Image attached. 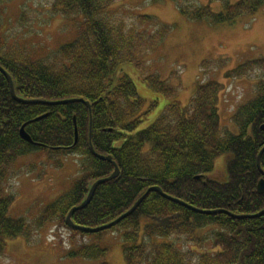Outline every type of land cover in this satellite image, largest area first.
Here are the masks:
<instances>
[{"label": "trees", "instance_id": "obj_1", "mask_svg": "<svg viewBox=\"0 0 264 264\" xmlns=\"http://www.w3.org/2000/svg\"><path fill=\"white\" fill-rule=\"evenodd\" d=\"M120 1L52 0L49 17L58 16L70 24L74 37L43 54L30 44L0 36V66L11 76L15 94L39 100L17 101L0 71V256L9 239H29L34 229L55 222L82 236L120 230L126 264H264V214L234 216L264 208V192L256 190L262 176L256 158L264 146L260 127L264 124V75L255 86V96L232 112L230 119L238 133L231 132L221 125L218 112L223 84L211 78L196 80L189 103L182 105L175 99L176 86L151 72L147 64L148 54L172 25L150 14L127 21L120 15ZM220 2L222 9L217 12L196 1L178 7L189 20L213 24L233 23L264 7V0ZM20 17L25 18L22 13ZM226 61L206 59L200 68H221ZM124 64L134 65L147 87L171 99L148 125H143L148 114L145 99L138 95L131 77L121 72ZM262 68L264 57L250 59L226 70L225 77H246ZM73 98L84 101L53 103ZM24 123L32 143L19 134ZM36 149L47 150L50 157L79 155L80 174L68 191L28 222L8 214L14 196L5 187L16 159ZM219 156H224L220 176L214 173ZM115 164L118 175L97 185L90 202L73 212L75 224L95 228L113 221L150 186L179 201L153 190L109 228L90 232L69 227L65 221L69 210L86 198L94 181L109 176ZM56 165H61L60 159ZM260 166L264 170V151ZM189 205L228 213H202ZM70 255L107 264V248L97 243H81Z\"/></svg>", "mask_w": 264, "mask_h": 264}, {"label": "rangeland", "instance_id": "obj_2", "mask_svg": "<svg viewBox=\"0 0 264 264\" xmlns=\"http://www.w3.org/2000/svg\"><path fill=\"white\" fill-rule=\"evenodd\" d=\"M192 1L209 4L216 12L222 9L220 0H121L118 3L122 4L120 15L127 21L135 15L150 14L172 25L171 32L148 54L150 71L176 86L178 94L175 99L182 105L189 103L196 80L211 78L222 83L218 106L220 122L224 128L238 133L230 119L233 109L255 96V86L263 77L264 68L239 78H227L225 72L246 60L264 57V7L254 15L240 17L233 23L213 24L189 20L184 16L178 5ZM236 1L229 0L230 3ZM51 2L0 0V36L12 42L20 40L22 44H30L39 50V54L71 40L74 35L70 24L66 25L58 16L49 17ZM21 13L25 17L23 21ZM22 33L24 36L20 37ZM206 59L227 61L221 68H200ZM121 69L134 81L138 95L145 99L144 109L148 114L143 125L150 124L171 99L147 87L134 65L124 64ZM153 101L157 104L150 108ZM49 153L45 149H36L31 154L18 157L13 163L14 174L5 187L6 192L14 196L8 211L10 216L24 217L32 222L43 206L68 191L80 174L79 155L61 153L50 157ZM59 159L60 166L56 165ZM223 165L224 156L217 157L214 173L220 176ZM154 240L162 242L166 239ZM81 243H97L107 248V264H126L120 230L82 236L55 222L34 229L29 239L24 236L9 239L4 254L0 256V264H100V260L70 255Z\"/></svg>", "mask_w": 264, "mask_h": 264}, {"label": "water", "instance_id": "obj_3", "mask_svg": "<svg viewBox=\"0 0 264 264\" xmlns=\"http://www.w3.org/2000/svg\"><path fill=\"white\" fill-rule=\"evenodd\" d=\"M0 71L7 77L8 79V82H9V86H10V91H11V94L12 96L17 100V101H39V100H25V99H22L20 97H18L16 94H15V90H14V85H13V81L11 79V76L8 74V72L2 67L0 66ZM73 100H79V101H84L82 98L80 99H76V98H73V99H69V100H62V101H56V102H53V103H61V102H65V101H73ZM85 104L90 107V104L88 101H85ZM46 114H43V115H40L36 118H34L33 120H37V119H40L42 118L43 116H45ZM75 119V117H74ZM27 123V122H26ZM22 124V126L20 127L19 129V134L21 136L22 139L26 140L27 142H30L32 143V139L31 137L29 136V134L26 132L25 130V124ZM261 128H264V125H261ZM74 134H75V142L77 140V137H78V132H77V128L75 126L74 128ZM90 134H91V129H90ZM264 151V146L260 149V151L258 152V155H257V158H256V163H257V167L259 169V171L261 172L262 176L264 177V170L261 168L260 166V156L262 154V152ZM100 159H106V160H111V157L110 156H103V155H97ZM119 173V170H118V167L116 166V164L114 165V170L113 172L109 175V176H106V177H102V178H99L97 179L96 181H94L89 189V192L86 196V198L77 206H73L69 212L67 213L66 215V224L69 226V227H74V228H78V229H82V230H86V231H90V232H95V231H99V230H103V229H106V228H109L111 227L112 225L116 224L119 220H121L122 218L126 217L127 215H129L138 205L139 203L143 200V198L145 197L146 193L149 192V191H159L160 194L168 199H172V200H175V201H179L178 199L174 198V197H171L165 193H163L161 191V189L158 187V186H150L146 192L144 194H142L136 201L135 203L126 211L124 212L123 214H121L119 217H117L116 219H114L113 221L107 223V224H104L102 226H98V227H95V228H88V227H84V226H80V225H77L75 224L73 221H72V214L75 210L77 209H80V208H83L85 207L91 200L92 198V195L94 193V190L95 188L97 187V185H99L100 183L102 182H105V181H108L110 179H113L115 178ZM196 178H199V176H196ZM256 190L258 193H262L264 192V178H261L259 179L258 183H257V186H256ZM189 207H191L189 205ZM193 208L194 210L198 211V212H202V213H218V212H227L226 210H223V209H214V210H202V209H197V208H194V207H191ZM264 214V208L262 210H260L259 212L257 213H254V214H250V215H234L235 217H244V216H259V215H262Z\"/></svg>", "mask_w": 264, "mask_h": 264}, {"label": "flooded vegetation", "instance_id": "obj_4", "mask_svg": "<svg viewBox=\"0 0 264 264\" xmlns=\"http://www.w3.org/2000/svg\"><path fill=\"white\" fill-rule=\"evenodd\" d=\"M235 109H233V111H234ZM262 125H264V124H262ZM261 127V126H260ZM261 129H264V128H261ZM261 173V172H260ZM262 175V174H261ZM261 178H264L263 176H261L259 179H261ZM259 179H258V181H259ZM258 181H257V183H258ZM256 186H257V184H256Z\"/></svg>", "mask_w": 264, "mask_h": 264}]
</instances>
